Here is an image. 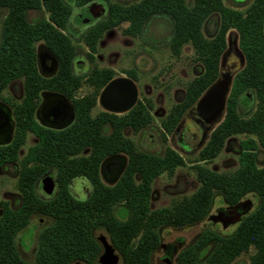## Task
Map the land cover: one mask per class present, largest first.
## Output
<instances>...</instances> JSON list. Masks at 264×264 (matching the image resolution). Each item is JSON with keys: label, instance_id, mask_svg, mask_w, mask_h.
Here are the masks:
<instances>
[{"label": "trees", "instance_id": "1", "mask_svg": "<svg viewBox=\"0 0 264 264\" xmlns=\"http://www.w3.org/2000/svg\"><path fill=\"white\" fill-rule=\"evenodd\" d=\"M71 1L76 7H84L95 0ZM101 1L107 4L105 16L81 35L90 63H94L98 43L106 32L127 24L122 34L135 38L142 34L150 19L163 17L172 24L168 44L171 54L178 57L182 48L190 45L195 61L202 66V73L187 84L182 100L162 119L163 143L184 113L217 79L226 35L232 30L237 33L245 65L233 78L223 120L192 161L199 186L189 198L170 207L150 210L154 179L163 173L172 176L185 161L169 147L162 156L140 152L131 140L123 137L125 128L137 133L152 123L148 99L137 101L120 116L102 112L90 117L100 89L115 75L109 68L93 65L86 74V84L93 87V92L73 102L76 117L69 128L52 131L37 125L33 119L34 100L47 82L37 72L36 43L43 42L59 62L56 78L48 87L69 95L80 86V78L71 72L75 46L60 31L65 29L71 9L63 0H0V9L7 11L0 40V100L13 80L22 79L24 90L21 104L14 111V138L9 145L0 146V167L18 160L17 152L26 131L38 138L37 145L20 162L17 181L20 208L12 210L7 202L0 201V264H29L17 255L14 237L27 225L32 213H44L54 220L39 234L34 264L75 261L93 264L99 253V246L91 236L96 228L106 231L123 264H150V253L158 245L156 230L161 226L181 228L203 220L215 194L228 206L247 196H254L257 205L229 235L204 231L195 244L179 254L177 264H231L251 248L250 264H264V166L256 164V151L264 149V0H252L243 11L226 7L223 0H192L191 4L185 0H139L129 5ZM28 10H42L47 17L30 23L25 16ZM212 15L218 16V28L207 39L202 26ZM125 75L136 81L133 70H126ZM253 98L254 112L242 118L238 108L248 106ZM240 135L246 138L239 141L238 167L233 172L216 173L200 165L216 158L229 138ZM86 147L91 149L90 155L76 158ZM120 152L128 156L127 167L115 186L105 187L98 180L99 163L104 157ZM48 168L57 171L59 192L44 202L35 196L33 186ZM76 174L86 176L94 185L88 200L77 201L67 192V182ZM117 204L127 209L125 220L115 216L113 206ZM209 244L213 247L201 261L199 252Z\"/></svg>", "mask_w": 264, "mask_h": 264}, {"label": "rangeland", "instance_id": "2", "mask_svg": "<svg viewBox=\"0 0 264 264\" xmlns=\"http://www.w3.org/2000/svg\"><path fill=\"white\" fill-rule=\"evenodd\" d=\"M139 0H109V3H117L121 5H129ZM187 4H191L192 0H185ZM226 7L243 11L251 3V0H223ZM241 3V4H239ZM105 6V4H104ZM84 11L82 14L84 15ZM6 11L0 10V27ZM43 12L29 11L27 18L29 21L35 20L43 16ZM84 17V16H83ZM127 24H122L106 32L100 39L97 46V53L94 55V64L97 68H109L115 72L116 77H124L126 70H133L136 74L135 84L138 89V99H148L151 102L152 123L144 130L134 134L130 129L124 131V135L131 139L138 149L155 154L162 155L165 145L162 140L161 121L166 117L170 108L180 102L184 96L187 84L202 73V66L194 59V52L190 45L182 48L181 54L175 57L168 48L169 38L172 32V24L170 20L163 17H154L148 21L142 34L132 38L124 36L122 30ZM218 26V16H210L202 26L203 36L207 39L213 37ZM84 31V27L78 26L74 22L68 25V35L71 37L73 44L76 46V58L74 61V71L76 74H84L88 72L92 65L86 58L87 48L80 41V35ZM228 37L232 43L237 37L234 31L229 32ZM40 44H37V46ZM233 48L232 45H230ZM82 65L80 68L79 65ZM234 63V54L231 51L224 62V68ZM90 89L82 86L79 95L89 92ZM21 82L15 81L10 84L3 92V96L13 100H19L21 95ZM255 109V100L253 99L248 106L241 105L239 113L247 117ZM100 106H96L92 114L101 111ZM183 130L186 133H197L193 127V123L186 119L183 124ZM245 136H233L229 138L219 155L213 160L201 163V166L216 173H231L238 167L239 141ZM33 136H28L26 145L21 150L23 155L28 146L34 143ZM195 140L182 134V131L173 132L167 138V144L175 150L185 161L183 167L175 170L172 176L166 173L161 174L154 179L151 186V199L149 207L151 210L170 207L175 202L184 198H189L199 184L196 179V173L192 169V161L196 158L198 151L204 146L197 147ZM256 163L258 167L264 166V150L259 149L256 153ZM18 177V167L13 164H6L0 169V200L6 201L13 208L18 207L20 203L19 192L16 183ZM38 192H42V186H39ZM52 193V192H49ZM47 196V195H46ZM80 199H83L81 197ZM246 199L251 200L253 209L257 205L254 197L247 196ZM226 205L221 197L215 194L210 213H214L218 209H223ZM119 219L124 220L127 217V211L124 208L116 210ZM36 217L32 219L34 223ZM31 223V224H32ZM206 219L182 228L162 227L159 229L160 245L151 254V264H167L166 249L173 246L175 253L171 259L172 264H176V258L180 251L193 244L198 236L206 229H212L220 235L230 234L235 226L223 229L221 225L209 228ZM28 237V233L24 232ZM95 237H107L103 230H96ZM19 250L26 260H32V250L26 252L24 250V242L20 238ZM27 245V242H25ZM204 250V255L209 252ZM252 250L247 254H243L236 258L231 264H249V256ZM117 264H123L121 258Z\"/></svg>", "mask_w": 264, "mask_h": 264}, {"label": "flooded vegetation", "instance_id": "3", "mask_svg": "<svg viewBox=\"0 0 264 264\" xmlns=\"http://www.w3.org/2000/svg\"><path fill=\"white\" fill-rule=\"evenodd\" d=\"M63 1H64V3L67 6H69V8L71 9V12H70V15H69V18H68V21H67V24H66L65 29L64 30H60V31L64 35H66L70 40H71V37L68 35V25H69V23L71 21L74 22V23H76L80 27H84V31L81 33V35H82L90 26H92L94 23H96L97 21H99L100 19H102L105 16V11L107 9V4L104 1H101V0H95V1H93L91 3H89L88 5L84 6V7H76L71 0H63ZM251 2H252V0H251ZM104 4H105V6H104ZM239 4H241V3H239ZM91 8H93L95 10L96 16L94 18H92V19L87 20V21H84V18H83V16L85 15V13H84V15H82V14H75L76 11H77V13H82L83 11L86 12L87 9H91ZM0 10H5L6 11V9H0ZM236 10H238V9H236ZM29 11H34V10H28L25 13L26 20L28 22H30V23L36 21L37 19H40V18H43V17H45V18L47 17L46 12H44V11L41 10V11H37V12H43L44 13L43 16H41L39 18H36L35 20L29 21L28 18H27V13ZM5 16H6V14H5ZM4 18H3V20H4ZM3 20H2V23H3ZM2 23H1V27H0V40H1ZM217 28H218V26H217ZM229 32H231V31H229ZM229 32L226 35V49L223 52V54L221 55L220 62H219L218 77H219V74H232L233 75V78H234V76L239 71H241L242 68L245 65V58H244V56H243V54H242V52H241V50L239 49V46H238V35L234 31L236 33V36L237 37L231 43L230 42V39L228 37ZM81 35H80V41H81ZM263 36H264V20H263ZM71 42H72V40H71ZM37 44H40V45L37 46ZM72 44H73V42H72ZM230 45H232L233 48H231ZM235 48L241 53L242 59L238 55V53L236 52ZM35 50H36V68H37V72H38L39 76L44 81H46L47 83L45 84L46 86H44L42 89H40L38 91L37 97L34 100V105L35 106H34V112H33V119L37 123V125H39L40 127L44 128V129H48V130H52V131H63L65 129L69 128L73 124V122L75 121L76 113H75V108H74L73 102L75 100H80V99L86 97L87 95H89L90 93L93 92V87H91L88 84H86V79H87L86 74L92 69L93 65H95V64L89 62L92 65V67H91V69L88 72H86L84 74H76L75 71H74V61H75V58H76V46H75V55H74L73 61L71 63V72L73 73V75L76 78H80V86L76 90H74L73 92H71L69 95H67V94H64V93H62V92H60L58 90L51 89V87H48L49 84H50V82L56 78V74H57V72L59 70V62H58L57 57L47 48V46L43 42L36 43ZM231 51L234 54V63L231 66H229L227 68H224V62H225L226 58L229 56V54H230ZM224 54H226V55H225V58H224V61H223V67L220 68L222 56ZM52 58L55 59V62L52 60ZM79 67L80 68L82 67L81 63L79 65ZM117 78H128V79H130L127 76H124V77H116V75H114V77L110 81H112L114 79H117ZM15 81H20L21 82V92H20L21 95H20L19 100H13V99L11 100V99L6 98V97L3 96V92L7 89V87L10 84H12ZM132 81L135 83L134 80H132ZM232 81H233V79H232ZM109 82H107L100 89V91H99V93H98V95L96 97L95 105L91 108V110L89 112V115H90L91 118H94L95 116H97L99 113H102V112L114 114V115H117V116L123 115V114L127 113L129 110H131L136 105L137 101H139L138 94H137V100H136V103L134 104V106L131 109H129L128 111L123 112V113H112V112H109V111L105 110L102 107V105L100 104L99 98H100L101 91L103 90V88ZM82 86L88 87L90 89V91L87 92V93H85V94H83V95H79V91H80V89H81ZM7 87L2 92V98L0 100V107L1 108L2 107L7 108L8 112L10 114L11 122H12V130H11L10 133L4 132V130L1 128V125L3 123V120H2V118L0 116V146H7V145H9L12 142L13 138H14V133H15V128H16V118H15V112L14 111H15L16 106H18L19 104H21V101L23 99V94H24V90H23V80L22 79H16V80L11 81L7 85ZM136 88H137V86H136ZM137 91H138V89H137ZM255 104H256V101H255ZM97 105L100 106L102 108V110L93 115L92 114V111L95 109V107ZM194 105L191 106L184 113V115L181 117L179 123L177 124V126H176V128L174 129L173 132L182 131V134H185L186 136L190 137L193 140H195L196 137H198V141L196 143V146L199 148V147H201L203 145L204 142H207V140H208L211 132L220 123L218 125H216L212 129V131H208L207 132L206 129H207L208 126L204 122L203 117H201L196 110L192 109L194 107ZM238 112H239V108H238ZM240 116L242 118H248L249 117V116L244 117L241 114H240ZM186 119L190 120L193 123V127L195 128V130L197 132L196 134L195 133H191V134L190 133H186L185 130H183V124H184V122H185ZM146 128H144V129H146ZM126 129H129V128H125L122 131V135L125 138H127L124 135V131ZM144 129H142V130H144ZM139 132H137V133H139ZM137 133H134V134H137ZM162 135H163V133H162ZM170 135H168V136H170ZM28 136H33V138H34L35 141H34V143L31 146H28L27 147V149H26V151H25V153L23 155H20L21 150L26 145V141H27ZM168 136H167V138H168ZM241 136H244V135H241ZM250 137L255 138L253 136H250ZM245 138H246V136H245ZM127 139H129V138H127ZM129 140H131V139H129ZM37 143H38L37 136L33 132H31V131H26L25 136H24V141H23L22 145L20 146V148H19V150L17 152V158H18V160L16 162H14V163H6V164H13V165H16L18 167V177H19V170H20V162H21V160L27 155L28 151L31 148H33L35 145H37ZM163 144L165 145L164 149L166 147L171 148L170 146L166 145L167 142L166 143H163ZM205 144H204V146H205ZM134 145H135V143H134ZM204 146H202V148ZM136 148H137V146H136ZM259 149H262V148H259ZM262 150H264V149H262ZM138 151L143 152V153H147V152H144V151H142L140 149H138ZM257 151H256V153H257ZM90 152H91V149L89 147H86V148H83L75 157L76 158H80V157H84L85 158V157H87V156L90 155ZM239 153H240V148H239ZM147 154H151V153H147ZM153 155H155V154H153ZM162 155H163V153H162ZM162 155H156V156H162ZM127 162H128V156L125 153H122V152L115 153V154H112V155H109V156L104 157L101 160V162L99 163V166H98V180H99V183L101 185L105 186V187H113V186H115L118 183V181L121 179L122 175L124 174V171H125V169L127 167ZM6 164H4V165H6ZM4 165H2L0 167V169ZM18 177H17V181H18ZM47 180H50L51 183H52L51 190L46 186ZM135 181L138 182V177L137 176H135ZM39 186H42V192L45 194V196L39 194V192H38ZM16 187H17V183H16ZM17 191L19 192L18 188H17ZM33 191H34L35 196L39 200L44 201V202L50 201L53 198H55L58 195V192H59V181H58V177H57V171L54 168H48L47 171L45 173H43L36 180V182H35V184L33 186ZM48 191H50L52 193H49ZM93 191H94V185H93V183L86 176H84L82 174H76L75 176L71 177L68 180V182H67V192L69 193V195L73 199H75L77 201H85V200H88L91 197V195L93 194ZM19 196H20V203H19L18 207L13 208L7 202L10 209H12V210H18L20 208L21 203H22L20 192H19ZM81 197H83V199H80ZM251 197H254V196H251ZM244 200H246V198ZM4 202H6V201H4ZM119 208L126 209L123 206V204H117V205L113 206V211H114V214H115L116 217H117L116 210H118ZM224 208H229V206L226 205V207H224ZM254 209H253V207H251V209L247 213L241 215L238 219L237 218H234V220L232 221V223L229 224V225H227L226 227L221 222H216L215 224L210 225L209 228H212L213 226H216L218 224L221 225V227L223 229H226V228L231 227V226H235V228H236L237 224L242 220V218L245 217V216H247L248 214H250ZM219 210H221V209L216 210L214 213H210V211H211V209H210L208 215L204 219H206L208 221L209 217L213 216ZM126 211H127V209H126ZM35 217H36V220H35L34 223H32V219L35 218ZM127 217H128V211H127ZM53 222H54L53 218L51 216L47 215V214H44V213H32L29 216L27 225L24 228H22L20 231H18L16 233L15 237H14V243H15L16 253H17V255L19 256V258L22 261H24L26 263H29V264H34L35 263V256H36V251H37V243H38L39 234L44 229H46L49 226H51L53 224ZM196 223H198V222H196ZM193 224H195V223H193ZM162 227H165V226H161V227H159L156 230V233H157V236H158V245L150 253V258H149L150 264H151V254L153 253V251H155L159 247H162L160 245V235H159V229L162 228ZM171 228H173V227H171ZM235 228H234V230H235ZM96 230H103L106 233V231L104 229H102V228H96V229H94L91 232L92 238L95 240V242L99 246V253H98L97 258H96V260H95V262L93 264H97L98 263L99 258L101 257V255L104 252L102 243L100 241L101 238L105 239V241L107 242V244L109 245V247L113 250V253L117 256V262H116V264H117L118 261H119V259L121 258V255L115 249V247L111 244L108 234L106 233L107 237H105V236L104 237H95L94 236V232ZM204 231H212V232L216 233L212 229H206ZM24 232H27L28 233V237H26L24 235ZM201 234L198 236V238L196 239V241L193 244H195L197 242V240L199 239V237L201 236ZM216 234H218V233H216ZM218 235H220V234H218ZM222 236H226V235H222ZM20 238L24 242V248H25L24 250H26V252L29 251L30 248L32 250V260H30V261L24 259L23 258V254L19 250V244H18V242H19ZM25 242H27V245H25ZM193 244L189 245L188 247L192 246ZM188 247H186L185 249H187ZM212 247H213L212 244H209L206 247H204L199 252V257L198 258H200L201 261H203L204 259H206V257L209 255ZM209 248H210V250H208L209 252L207 253V255L202 254V253H204V250H207ZM185 249H183V250H185ZM251 250H252V248L248 252H250ZM182 251H180L178 253V255H177L176 264L178 262V256H179V254ZM173 253H175V248L173 249V246L166 249V258H168V259H165V261L167 262V264H172L171 263V259L173 257ZM247 253H244V254H247ZM252 254H253V250H252ZM252 254H250V256ZM241 255H243V254H241ZM250 256H249V264H250ZM121 260H122V258H121ZM122 263H123V261H122ZM70 264H85V263L80 262V261H75V262H72Z\"/></svg>", "mask_w": 264, "mask_h": 264}, {"label": "water", "instance_id": "4", "mask_svg": "<svg viewBox=\"0 0 264 264\" xmlns=\"http://www.w3.org/2000/svg\"><path fill=\"white\" fill-rule=\"evenodd\" d=\"M95 16V10L91 8L86 10L83 18L84 21H87ZM235 50L242 59L241 53L236 48ZM225 55L222 56L220 68L223 67ZM52 60L55 62L54 58ZM232 79V74H219V77L203 92L192 108L203 117L204 122L208 126L206 129L207 132L212 131L225 115L226 101L231 89ZM137 94L136 85L131 79L117 78L110 81L103 88L99 101L105 110L112 113H123L134 106L137 100ZM0 116L3 120L1 128L4 132L10 133L12 130V122L7 108L0 107ZM46 186L51 190L52 183L50 180H47ZM251 207V200H242L234 206L217 211L213 216L209 217L207 222L209 225L221 222L226 227L232 223L234 218L238 219L241 215L247 213ZM100 241L104 252L97 264H116L117 256L113 253V250L109 247L105 239L101 238Z\"/></svg>", "mask_w": 264, "mask_h": 264}]
</instances>
